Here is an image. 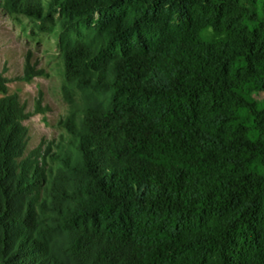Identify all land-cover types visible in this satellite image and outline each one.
I'll list each match as a JSON object with an SVG mask.
<instances>
[{
    "label": "trees",
    "instance_id": "trees-1",
    "mask_svg": "<svg viewBox=\"0 0 264 264\" xmlns=\"http://www.w3.org/2000/svg\"><path fill=\"white\" fill-rule=\"evenodd\" d=\"M4 1L69 109L28 151L0 99V264H264V0Z\"/></svg>",
    "mask_w": 264,
    "mask_h": 264
},
{
    "label": "rangeland",
    "instance_id": "rangeland-1",
    "mask_svg": "<svg viewBox=\"0 0 264 264\" xmlns=\"http://www.w3.org/2000/svg\"><path fill=\"white\" fill-rule=\"evenodd\" d=\"M0 0V76L7 91L28 113V151L42 140L58 141L67 132L59 120L68 113L64 99L63 58L58 44V25L36 23L24 14L11 12ZM42 73V74H37Z\"/></svg>",
    "mask_w": 264,
    "mask_h": 264
}]
</instances>
